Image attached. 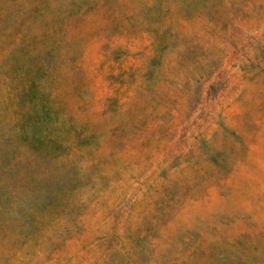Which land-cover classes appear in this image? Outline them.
<instances>
[{"label": "rangeland", "instance_id": "obj_1", "mask_svg": "<svg viewBox=\"0 0 264 264\" xmlns=\"http://www.w3.org/2000/svg\"><path fill=\"white\" fill-rule=\"evenodd\" d=\"M0 264H264V0H0Z\"/></svg>", "mask_w": 264, "mask_h": 264}]
</instances>
